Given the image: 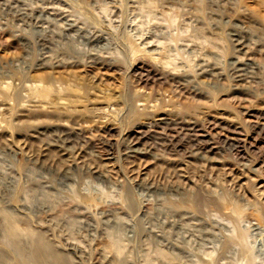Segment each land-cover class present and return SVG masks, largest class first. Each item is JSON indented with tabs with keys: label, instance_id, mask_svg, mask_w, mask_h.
Instances as JSON below:
<instances>
[{
	"label": "rangeland",
	"instance_id": "rangeland-1",
	"mask_svg": "<svg viewBox=\"0 0 264 264\" xmlns=\"http://www.w3.org/2000/svg\"><path fill=\"white\" fill-rule=\"evenodd\" d=\"M0 264H264V0H0Z\"/></svg>",
	"mask_w": 264,
	"mask_h": 264
},
{
	"label": "bare ground",
	"instance_id": "bare-ground-1",
	"mask_svg": "<svg viewBox=\"0 0 264 264\" xmlns=\"http://www.w3.org/2000/svg\"><path fill=\"white\" fill-rule=\"evenodd\" d=\"M144 53H146V52H144ZM151 54H153V53H151ZM151 56V55H150ZM149 56V58H151ZM152 58H153V56H152ZM151 58V59H152ZM155 58V57H154ZM162 59V58H161ZM154 60V59H153ZM155 60H156V58H155ZM156 62V61H155ZM159 62V61H158ZM165 64H166V62H165ZM136 94L138 95V96H140V97H143V100L142 101H140V102H143L142 103V105L145 107L146 106V104L147 103H145L146 101H147V99L150 97V93H147V92H142V90L140 91V89L138 90V91H136ZM156 99V98H155ZM161 100V99H160ZM160 100L158 101V102H160ZM138 103V102H137ZM156 103V102H155ZM140 104V103H139ZM150 105V104H149ZM154 105H156V104H154ZM161 105V104H160ZM159 106V105H158ZM143 107V108H144ZM149 107H153V106H149ZM148 107V108H149ZM156 106H154V108H155ZM143 108H142V110H143ZM148 108H146V109H148ZM150 108V109H151ZM158 108V107H157ZM149 109V110H150ZM152 110H153V108H152ZM255 114V113H254ZM256 115V114H255ZM261 116H262V114H261ZM169 118V117H168ZM162 121H164V119H161ZM168 120V119H167ZM167 122V121H166ZM151 124H152V122H151ZM148 126V125H147ZM153 127V126H152ZM182 127V126H181ZM232 127V126H231ZM228 128V127H227ZM260 128V127H259ZM237 130V129H236ZM257 131V130H256ZM169 132V131H168ZM184 132H186V131H184ZM216 132V131H215ZM190 133V132H189ZM143 134V133H142ZM171 134V133H170ZM215 134V133H214ZM134 135V134H133ZM141 137V136H140ZM171 139V138H170ZM236 140V139H235ZM176 141V140H175ZM200 141V140H199ZM228 142V141H227ZM175 143V142H174ZM178 143V142H177ZM202 144V143H201ZM228 144V143H227ZM193 145V144H192ZM133 146V145H132ZM136 146V145H135ZM187 146V145H186ZM132 148H134V147H132ZM129 150H130V148H128ZM178 150V149H177ZM206 150V149H205ZM126 151V150H125ZM240 155V154H239ZM243 156V155H242ZM260 217V216H259ZM261 219V218H260ZM262 221V220H261ZM43 255H45L44 253H43V250L41 249V248H39V249H36L35 251H34V256H35V259L37 260V261H39V262H46V258L43 256Z\"/></svg>",
	"mask_w": 264,
	"mask_h": 264
}]
</instances>
